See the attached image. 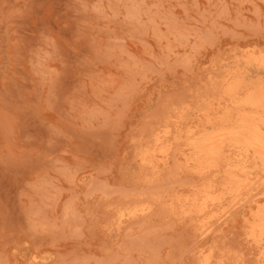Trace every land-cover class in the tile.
<instances>
[{"label": "clouds", "instance_id": "1", "mask_svg": "<svg viewBox=\"0 0 264 264\" xmlns=\"http://www.w3.org/2000/svg\"><path fill=\"white\" fill-rule=\"evenodd\" d=\"M0 264H264V0H0Z\"/></svg>", "mask_w": 264, "mask_h": 264}]
</instances>
